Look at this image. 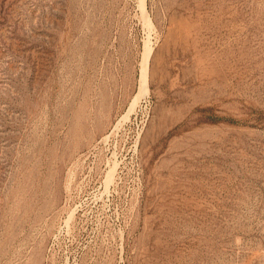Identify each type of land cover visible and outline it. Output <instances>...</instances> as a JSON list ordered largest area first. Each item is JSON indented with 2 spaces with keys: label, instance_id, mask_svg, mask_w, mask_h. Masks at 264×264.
Returning <instances> with one entry per match:
<instances>
[{
  "label": "rangeland",
  "instance_id": "1",
  "mask_svg": "<svg viewBox=\"0 0 264 264\" xmlns=\"http://www.w3.org/2000/svg\"><path fill=\"white\" fill-rule=\"evenodd\" d=\"M0 264H264V0H0Z\"/></svg>",
  "mask_w": 264,
  "mask_h": 264
},
{
  "label": "bare ground",
  "instance_id": "2",
  "mask_svg": "<svg viewBox=\"0 0 264 264\" xmlns=\"http://www.w3.org/2000/svg\"><path fill=\"white\" fill-rule=\"evenodd\" d=\"M144 77V76H143ZM145 77L143 78V81H144Z\"/></svg>",
  "mask_w": 264,
  "mask_h": 264
}]
</instances>
